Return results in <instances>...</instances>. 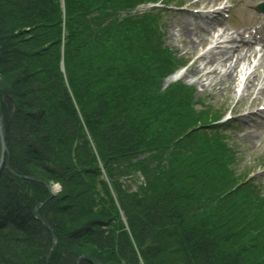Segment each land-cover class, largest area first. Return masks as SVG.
Wrapping results in <instances>:
<instances>
[{
    "label": "trees",
    "instance_id": "obj_1",
    "mask_svg": "<svg viewBox=\"0 0 264 264\" xmlns=\"http://www.w3.org/2000/svg\"><path fill=\"white\" fill-rule=\"evenodd\" d=\"M62 1L63 8L60 0H0V62L9 64V56L15 49L25 58L24 63L20 61L22 68L0 70V75L14 77L34 102L29 105L25 101L27 107L16 102L15 112L5 118L7 145L13 152L10 169L14 175L5 172L0 177V264H75L84 256L96 259V254L102 257L98 260L100 264H109L111 259L117 264H140V261L142 264L263 263L264 256L255 260L251 250L256 243L258 251L257 246L264 237V218L253 217L245 208L246 202L238 209L234 205L222 207L223 200L232 194L231 188L211 181H216L213 168L205 169L188 157L182 170L183 161L178 162V145L182 140L179 136L166 138L161 130L156 131L155 136L151 134L150 140H145L155 145L154 155L150 160L138 159L141 129L147 136L153 132L147 120L154 111L165 110L167 91L154 88L147 99L136 94L148 102L144 110L149 118L139 122L135 113L121 110L120 77L115 79V86H103L102 80L85 79L84 71L89 77H95L87 63H75L92 44L99 43L103 54L112 57L114 52L120 53L123 45L130 53L127 57H135L136 63L142 56L152 61L159 54L157 73L164 76L172 60L160 52L152 39L147 41V33L139 38L140 33L146 32L142 23L133 25L121 15L147 0ZM26 32L31 33L30 39H24ZM106 38L110 39L112 48L106 49ZM42 42L48 48L45 44L41 49ZM35 44L40 49L34 52L21 48ZM61 57L65 66L63 75L59 70ZM1 82L0 93L4 94ZM177 90L178 99H174L185 100V91ZM11 94L17 96L18 91L11 90ZM196 123L199 121L193 120L191 127ZM156 129L160 127L156 125ZM87 138L94 146L97 160ZM31 162L39 168L36 171L50 172L63 186V201L69 204V217L77 220L72 227L76 240L72 241L71 234L62 230L49 203L38 213L49 224L53 235L37 223L33 210L48 192L42 183L26 178ZM50 162L52 165L48 166L46 163ZM100 165L111 176L118 211L108 192L104 194L107 199L99 196L98 202L90 186L92 175L101 174ZM134 171L145 182L137 192L128 195L119 189L118 180L133 175ZM187 209L191 212L187 213ZM119 211L125 216L126 230L119 220L114 222L113 214L118 218ZM175 211L179 212V218ZM84 235L89 239L82 242L78 238ZM53 236L55 247L45 262ZM89 245L88 250L85 247Z\"/></svg>",
    "mask_w": 264,
    "mask_h": 264
},
{
    "label": "rangeland",
    "instance_id": "obj_2",
    "mask_svg": "<svg viewBox=\"0 0 264 264\" xmlns=\"http://www.w3.org/2000/svg\"><path fill=\"white\" fill-rule=\"evenodd\" d=\"M230 1L235 2V0H230ZM168 2L169 3L167 4H171V6H168L167 8H165L166 9L165 13L161 14V16L158 15L157 19H158V25L160 26V30L162 34L160 36L163 37L164 39V46L169 50L170 54H172V56L176 60L173 66L179 65V63L185 64V68L180 71L179 77H175L173 78V80L171 79L170 81H167L168 78L164 79L163 75H160L159 73H157V71L159 70V64H157L158 62L157 60L161 58L159 54L153 57L152 61H148L146 58H143L142 56L141 61L136 63L137 60L135 59V57L130 58V59L127 57L130 53L127 49L124 48L123 45H121V49L119 50L120 53L114 52L113 57H112V55L109 56L107 55V53L103 54V51L101 47L99 46V43L92 44L85 51V53H83V55H79L75 61L76 64H77V61H80L79 62L80 64L87 63L86 66H88V69L91 70L89 72L91 73V75L96 77V78L95 77L91 78L89 77V74L84 71L83 75L86 80L88 78H90L92 81L102 80L104 82L103 86L110 87V86H115L114 84L115 79H119L118 77H120L121 85L123 87L119 89L118 91L119 98L121 99V102L123 104L122 105L123 107L121 108V110L124 112L126 109H129L131 112L135 113V115L139 117L138 118L139 122L143 120L144 117H147L146 116L147 111L145 112L144 109L145 107H148L147 105L148 102L144 101V97L147 99V96L150 93H154L153 91L154 88H156V90L159 89L160 92H164V93L165 91H167L165 93L166 95L165 110L162 113L154 111L150 115V118L147 117L149 118L147 121L151 123L149 126V130L153 132L151 133L149 132V136H147V134H145V131L141 129L140 134L142 133L143 135L139 137V139L141 140H139V143L137 145L138 146L137 148L138 149L137 150L138 159L143 158L144 160H147V159L150 160V157L154 155L153 154L154 149L152 150V148H154L155 145L153 143L147 144L145 140L146 139L150 140L149 138H151V134L155 136V133H157L156 131L161 130V133L163 132L165 137L169 135L178 137V136L183 135L184 132H186L188 129L191 128V124L193 123V120L195 119L198 120L199 123L192 125L194 127L207 121L206 120L207 117H210V119L212 120V119L217 118L220 115H224L226 113L229 114V112L231 111L232 113L238 115L248 108L247 103L250 102V101H246L245 102L246 104H241V101H239V105H237L236 102H238V97L235 96V86L233 87V92L231 93L226 92L224 90L222 91H218V90L217 91L215 90L202 91V89H200L199 85L196 82L197 77L195 75H191V76L186 75V71L188 67L190 66V63L192 62V60H186L183 56V53L180 52V50L178 49L179 45L175 43H170L168 39L169 34H172L173 32L178 31V27L176 26L171 27L170 23L172 21H175L178 18L177 17V14L179 13L178 7L181 6V0H170ZM60 4L63 8L62 0H60ZM148 11H149L148 7L140 8L137 13V15L139 16H137L136 20L132 19L133 25L138 23L137 21H140V20L145 21L147 18H142L141 13H145ZM15 18L16 17L14 15V19ZM152 22H155V20H152ZM229 26L233 27L231 25ZM156 27H157V24L155 26V29L152 28L149 31V33L154 34L156 37L155 39H153L155 45H157V42L159 40L158 36L155 33ZM26 33L27 34H24L23 36L25 37L24 39H30L31 33L30 32H26ZM62 35L63 36L65 35L64 27L62 28ZM130 37L132 38V40H134L133 35H130ZM139 38H142L141 33L139 35ZM150 39L151 38H148L147 41L150 42ZM61 43H64L63 39ZM45 44H46L45 42H42L40 44L41 49L45 46ZM110 44H111L110 39L106 38V49L113 47V45H110ZM40 47L36 46L35 44V45H31L30 47H26V48H24V46L22 45L21 48L29 50L30 52H34L40 49ZM62 47H63V44L61 45V48ZM45 48H48L47 44ZM15 50H19V49H15ZM15 50H14V54L9 56L10 58L9 61H11L9 64H3L4 62H0L1 64L0 70L9 71L10 68H13L15 66H20L21 68L23 67V64H21L20 61L24 63L23 60L25 58L19 55L20 52H17ZM62 52H63V49H61V53ZM13 58L14 59L16 58V60H11ZM128 60H130V62H128ZM59 70L62 75L65 74V66L63 64V57H61V60L59 63ZM0 76H2L1 77L2 79L0 80V82L2 81L1 85L4 86L2 89H4V91L6 92L4 94L0 93V119H1L0 127L3 130V136L0 134V177H1L3 174H5V172H8L14 175V172L10 169L11 154H13V152L10 151L9 146L7 145L8 142H7V137H6L5 118L8 115H12V113L15 112L16 102H18L19 104L21 102L20 105L23 106L24 104L25 107L29 105H33L34 102H32L30 98H28L29 95L26 93L25 88L19 86L20 84L17 83L14 77H10L9 75L7 76L0 75ZM22 78H24V76ZM177 78H180L179 83L178 81H176ZM41 80L44 81V79H41ZM175 81L177 82V84H181V86H183L184 88L186 87L185 89H188V91L189 90L191 91L192 93L191 98H188V100H179L178 101L179 103L177 102V100H175V99H178L176 96L179 95V92L177 90V88L179 87L178 85L175 84ZM228 82H229L228 80L224 81L225 85L223 88L229 85ZM11 90L18 91V95L12 96ZM96 91H100V89L97 90L96 88ZM24 94L25 96H23ZM136 94H141V96L144 95V97L139 98L136 96ZM69 96L73 100L72 93L70 94L69 92ZM115 99H117V96H115ZM173 100L175 101V103L173 102ZM25 101H29V105ZM183 103H185L186 105L183 106ZM236 108L239 110L236 112H233L234 109ZM140 113H141V116H140ZM225 117L226 116L224 115L223 119ZM156 125L159 126L160 129H156ZM241 126H242L241 123L236 122V124L232 126V129L228 128L227 130H225L224 128H221V131H217L218 129L217 130L216 129L207 130L208 128H198V129H205L203 133L204 136L202 135V130L197 129V131L191 132L192 135L190 136L188 135L183 140H181L180 144L178 145L179 146L178 149L180 152L179 153L180 160L178 162L180 163L181 161H183V163H180L182 170H184V167H183L184 161H187V158L189 157L188 158L189 160L197 161L198 164H202V167L205 169H207L206 167L213 168V171L215 172L213 174L216 177V181L212 179L211 181H213L215 184L219 182V185L221 186L227 185V187H231L234 184L239 185V187L235 190V192H237L238 194L237 195L230 194L228 199L223 200L222 207L226 206L230 208L232 205H234V208L238 209L237 207L245 206V202L239 199V196L240 194H243L246 191H249L251 195L255 194V196H257V191L260 190V194L264 199V174H262L263 170H261V168L264 169L263 167L264 165V137L257 139V141L254 140L255 144H257L256 146L252 144L249 140L243 141L240 138L245 133V130H242ZM31 132H34V131H31ZM218 134L219 135L223 134L224 136H226L227 143L231 147V151L229 150L230 151L229 154L231 157L227 160V163L224 162L223 164H221L220 159L216 155L217 153L213 151L216 149L215 145L213 146V143H210L208 145L205 142L206 140L205 137L206 138L216 137V136H219ZM228 134L229 136L227 138ZM30 136L36 137L32 135ZM16 142H15V145H16ZM88 144L90 145L93 151L95 159L97 160L98 155L95 152L93 144L91 143V141H89ZM18 150H19V147H18ZM187 153H190L191 155L189 154L187 155ZM194 154H196L198 158L194 156ZM183 155H187V157L183 158L182 157ZM33 157L31 158V160H33ZM214 157H217V158L214 160ZM26 162H27V159H26ZM39 163L40 162H37L38 166H39ZM72 163L74 164V166H76V160H73ZM46 164H48V166L52 165L51 162L46 163ZM33 166L35 165L31 162V166H29L28 168V171H29L27 174L28 177L26 178L32 181H37V182L42 183L48 192V196L45 199H43L40 203L36 204L33 210L34 211L33 214L38 218L37 223L40 224V226L43 227V229L45 228L50 234L53 235L52 233L53 231L50 228L49 224L38 213L43 208L44 205L49 203L48 207L50 208V211L52 213L57 215V218L59 219V223L62 226V230H66L67 233L71 234L72 241L76 240L73 238V231H72L73 228L72 227L74 226V223H76L77 220H73V218L69 217V214L67 211L68 210L67 207L69 204L63 201L64 199L62 195L64 191L63 186L56 181L54 175L49 174L50 172L47 173L49 174L48 176L47 174H45L47 171L45 172L40 169V172H38L39 168H37V166L36 168ZM98 168L100 170L101 166H99ZM78 172L80 173V171ZM134 172H132L133 175H130L129 177L126 176L124 179L118 180L119 185L121 186L119 189L122 190V192L125 194L127 193L128 195H131V193L137 192V188L138 187L142 188L145 182L139 172H135V173ZM113 173H119V171L113 172ZM248 173H251L249 175L250 176L249 182L252 181L253 183L254 182L255 183L250 184L248 186L247 184L248 181H244L246 186L244 184L243 185L239 184L241 182V179H244V176H246V174ZM110 177L111 176L107 175L105 170L102 168L100 176L98 177V174L92 175V179H90L89 182H90L91 188L93 189V193L97 196L98 202L101 201L100 197L102 198L105 197V199H107L108 196H104V194L108 192L111 199L114 200L113 205H115V208L118 211L119 205L117 204L115 190L111 183ZM258 177L261 178L260 184H257L256 183L257 180H255ZM81 182L84 183L83 179H81ZM84 184H87V183H84ZM30 187L31 186H29L28 188ZM225 191H226V188H225ZM53 200H56V201H53ZM262 203L264 202L262 201ZM100 206L101 205H99V207ZM245 208L249 211L251 215L253 214V212L249 210L248 206ZM190 212H191L190 210L187 211V213H190ZM176 213H178V218H179V212L175 211V214ZM113 219H114V222H116V220L117 221L119 220L122 223V225L125 226V230L128 228L126 220H125V216L123 215L122 211L118 212V218H116V216L113 214ZM86 236L87 235H84L82 237H79L78 239L84 242L89 239ZM52 240L53 241L55 240L54 236L52 237ZM52 240L49 246V250H47L45 254V262L48 261V257L50 256V254L52 253L55 247V244L52 243ZM67 240L70 241L69 238ZM89 241L93 245L95 244L92 240H89ZM132 242L133 241H131V243ZM90 247L91 245L86 246L85 248L89 250ZM94 247L95 246H92V250H94ZM257 250L258 251H256V243H255L253 245V249L251 250V257L255 260L259 259L261 255L264 256V237L260 239L259 245L257 246ZM175 255L179 257L178 254H175ZM95 256H96V259L87 258V256L80 257L76 260L75 264H85V263L100 264L98 263V260L99 259L102 260L101 255L96 254ZM107 257L109 256L107 255ZM110 259H111V256H110ZM262 259H264V257ZM111 261L112 262H109V264H117L114 262L113 259H111ZM168 264H171V262H168ZM259 264H264V262L259 263Z\"/></svg>",
    "mask_w": 264,
    "mask_h": 264
},
{
    "label": "bare ground",
    "instance_id": "obj_3",
    "mask_svg": "<svg viewBox=\"0 0 264 264\" xmlns=\"http://www.w3.org/2000/svg\"><path fill=\"white\" fill-rule=\"evenodd\" d=\"M218 1L181 0L178 18L170 23L171 27H178V31L168 35L169 42L178 44V49L183 53L184 58L192 60L186 75H195L202 91L224 90L231 93L235 86V96L238 97V101H241V104L250 101L247 107L251 110L240 115L242 124L247 123L248 120L253 122L255 119L264 121L262 116L264 115L262 111L264 110V71H260V69L264 70V53L259 56L252 46L242 44L235 37L227 34L219 23L215 24V21L207 19L214 10L205 12L202 10ZM200 24L204 26L201 27ZM227 41L236 43L234 50H225ZM226 80L229 81V85L223 88ZM255 126L262 128L261 131L264 132L263 125ZM260 136H250L248 140L256 146L255 141Z\"/></svg>",
    "mask_w": 264,
    "mask_h": 264
},
{
    "label": "water",
    "instance_id": "obj_4",
    "mask_svg": "<svg viewBox=\"0 0 264 264\" xmlns=\"http://www.w3.org/2000/svg\"><path fill=\"white\" fill-rule=\"evenodd\" d=\"M0 134L3 136V130L1 127H0Z\"/></svg>",
    "mask_w": 264,
    "mask_h": 264
}]
</instances>
